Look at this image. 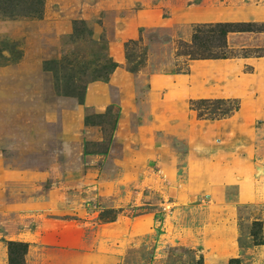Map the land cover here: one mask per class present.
Returning <instances> with one entry per match:
<instances>
[{
  "label": "rangeland",
  "instance_id": "rangeland-1",
  "mask_svg": "<svg viewBox=\"0 0 264 264\" xmlns=\"http://www.w3.org/2000/svg\"><path fill=\"white\" fill-rule=\"evenodd\" d=\"M263 5L264 0H0V165L19 169L27 162H52L47 148L26 154L18 145L32 121L46 120L59 100L60 126L71 113L74 131L68 141L77 186L76 215L64 224L50 213L40 220L0 208V264H9V241L28 242L22 264H55L61 254H85L87 241L93 244L96 224L161 214L166 215L167 226L171 220L179 221L178 228L169 225L166 232L160 231L157 217L151 232L134 242V250L131 240L108 239L124 250L120 264H202L199 232L214 200L206 191H198L181 205L173 198L174 190L166 188L167 170L174 175L183 172L187 154L195 152L199 137L206 136L205 150L223 145L231 152L254 153L258 191L264 199V114L251 113L249 146L243 133L233 129L227 132L230 141L220 144L223 138L209 127L220 120L199 119L190 100L227 97L222 92L197 97L190 90L195 79L205 87L221 89L223 79H214L221 70L208 66L218 59H196L199 52L192 38L199 26L208 23L256 22L264 29V21L246 20L254 7ZM189 10L207 18L191 19ZM231 10L232 21L227 19ZM219 18L224 20L216 21ZM206 31L200 35L206 37ZM226 45L227 50H216L238 55L228 59L263 58L264 31L229 33ZM108 59L117 65L108 81L94 79L104 73ZM242 70L252 71L249 66ZM154 75H182L187 90L182 98L173 96L174 113L161 130L153 124L163 110L150 106L149 79ZM164 90L156 91L154 102L163 98ZM92 94L100 99H92ZM142 131L149 137L140 144L136 138ZM163 156L169 158L164 166L159 163ZM227 192L234 211L224 220L236 229L240 250L236 259L239 264H264V202L236 204V190ZM87 220L94 227H87ZM69 227L74 230L71 248L63 243L68 236L58 233ZM173 234L180 239H173ZM113 254L110 264H119Z\"/></svg>",
  "mask_w": 264,
  "mask_h": 264
},
{
  "label": "crops",
  "instance_id": "crops-1",
  "mask_svg": "<svg viewBox=\"0 0 264 264\" xmlns=\"http://www.w3.org/2000/svg\"><path fill=\"white\" fill-rule=\"evenodd\" d=\"M232 13V10L227 13L230 15L227 18L230 21L233 20ZM189 18L204 21L207 17L204 13L197 15L193 10H189ZM221 19L223 18L216 21H222ZM248 19L249 21H264V5L254 7L251 10V16L246 20ZM195 65L196 67L200 66V64ZM208 66L217 71L221 70L214 78L215 81L219 80L218 77L223 79L220 82L221 89L211 88L212 84L205 87L195 79L194 82L191 81L190 93L192 95L196 93L197 97H208L219 95V92H222L224 97L240 99L241 108L236 112L240 114L239 118L231 116L209 127L210 130L218 132L223 138L220 144H226L230 141L227 132L233 129L237 133H243V140L249 146L253 140L247 133L250 131L251 113L259 111L264 114V57L218 59L209 62ZM248 66L252 71L242 70ZM149 83L150 106L163 110V114L158 116L159 118L153 125L158 130L165 129V122L171 115L170 112L173 110L174 113L175 109V104L172 102L173 96L178 95L179 98H182V95L187 92L184 86L185 77L178 75L169 78L165 75H154L149 79ZM162 88L165 89L163 98L158 102H154L156 91ZM124 91L123 95H126L127 90ZM88 95L86 94V100ZM90 97L93 99L96 96L92 94ZM96 98L100 99L99 97ZM51 110L52 113H47L49 117L46 120L38 121L39 119H36L32 121L33 124L26 130L27 136L18 145V149L21 147L26 154L41 153L47 148L50 154L48 158L52 159L50 166L27 162L22 168L11 169L7 168L6 165H0V208H9L11 212H24L29 216L41 217L40 220L42 218L46 219V216L50 213L54 215L57 223L64 224L76 215L74 198L77 186L74 166H72L74 162L70 163L69 145L71 141H68L73 137L71 132L74 130L70 123V112H68V122L65 121L60 126L59 100L56 104L53 103ZM60 128H62L64 134L62 142ZM148 137L149 135L142 131L138 133L136 139L141 144ZM201 137L206 138V140ZM201 137L198 138L201 142L195 146V152L187 154V167L183 172L174 175L167 170L166 185L168 186L166 188L168 191L174 190L173 198L175 201H179L181 205L190 202V197H193L198 191H206L207 195L213 198V206L208 209L205 223L201 224L199 232L200 245L203 248L202 264H227L229 259L240 256L234 224L224 220L234 211V206L228 203L227 191L230 189L236 190V204H259L263 203L264 199L258 191V181L256 179L258 171L253 160L254 153L248 152V150H244L240 154L231 152L223 145H219L214 151L205 150L204 145H207L206 142L209 140L206 136ZM60 143L65 144H63L64 151L62 154ZM11 149L15 150L16 148ZM19 155L22 154L19 153ZM35 158H38V155ZM168 161L169 158L163 156L159 163L164 166L168 164ZM165 216L163 214L157 216L159 217V226L161 225L160 231L166 232L169 225L176 230L179 221L171 220L167 226ZM157 217L145 215L134 218L129 222L122 220L121 222L115 221L104 225L95 223L96 227L91 232L93 244L90 240L87 241L85 254H61L55 264H110L109 255L111 253L115 254H113V259L120 264L124 260V250L119 247L121 244L108 243V239L119 237L131 240L133 248L137 239L151 232L150 225H155ZM175 218L177 217L175 216ZM89 225L92 224L87 220V227ZM72 227L65 228L63 231L58 230L61 235L64 233L68 236L67 239L69 240L63 243H66L65 245L69 248L75 244L73 241L74 236H71L74 233ZM92 227L94 226L92 225ZM160 231L157 230L158 233ZM179 237L181 236L178 234L172 235L173 239H180ZM111 264L113 263L111 262Z\"/></svg>",
  "mask_w": 264,
  "mask_h": 264
},
{
  "label": "trees",
  "instance_id": "trees-1",
  "mask_svg": "<svg viewBox=\"0 0 264 264\" xmlns=\"http://www.w3.org/2000/svg\"><path fill=\"white\" fill-rule=\"evenodd\" d=\"M259 25L261 24L256 22H217L199 26V30L193 34L192 38V46L199 52L197 55L198 58L196 59H228L238 57V55L226 54L223 52L220 54L217 53V51L219 48L227 50V35L229 33L264 31L263 28H257ZM205 28L208 30L206 31L208 34L206 37L200 35L205 31ZM116 67V63L108 59L107 65L103 70L104 73L99 74L94 79L107 82L109 75L114 72ZM83 102L84 95L79 98V103L81 105ZM239 107V100L234 98L190 100V108L197 113V117L210 121H219L229 118L239 110ZM6 244L8 248L9 264H22L23 255L27 247L26 243L9 241ZM228 264H239V261L233 258L228 261Z\"/></svg>",
  "mask_w": 264,
  "mask_h": 264
}]
</instances>
